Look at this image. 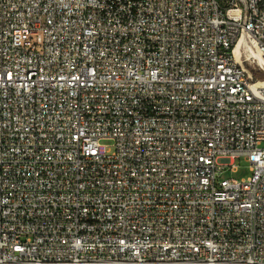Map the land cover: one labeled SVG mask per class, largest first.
I'll use <instances>...</instances> for the list:
<instances>
[{
  "label": "built area",
  "instance_id": "built-area-1",
  "mask_svg": "<svg viewBox=\"0 0 264 264\" xmlns=\"http://www.w3.org/2000/svg\"><path fill=\"white\" fill-rule=\"evenodd\" d=\"M257 72L264 0H0V264H264Z\"/></svg>",
  "mask_w": 264,
  "mask_h": 264
},
{
  "label": "rangeland",
  "instance_id": "rangeland-1",
  "mask_svg": "<svg viewBox=\"0 0 264 264\" xmlns=\"http://www.w3.org/2000/svg\"><path fill=\"white\" fill-rule=\"evenodd\" d=\"M259 73V72H257ZM264 73V72H263ZM261 148H264V142L260 146ZM251 174L249 164L245 163L244 161L239 162V167L235 172L230 171L229 169L222 174L223 178H235V179H241L248 177Z\"/></svg>",
  "mask_w": 264,
  "mask_h": 264
},
{
  "label": "trees",
  "instance_id": "trees-1",
  "mask_svg": "<svg viewBox=\"0 0 264 264\" xmlns=\"http://www.w3.org/2000/svg\"><path fill=\"white\" fill-rule=\"evenodd\" d=\"M255 77H256L257 79L264 80V73H263V72L256 73V74H255Z\"/></svg>",
  "mask_w": 264,
  "mask_h": 264
}]
</instances>
